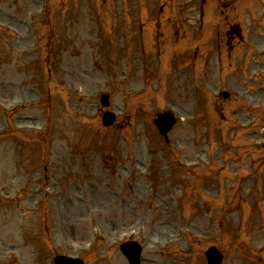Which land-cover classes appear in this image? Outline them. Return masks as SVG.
Segmentation results:
<instances>
[{
    "label": "rangeland",
    "instance_id": "obj_1",
    "mask_svg": "<svg viewBox=\"0 0 264 264\" xmlns=\"http://www.w3.org/2000/svg\"><path fill=\"white\" fill-rule=\"evenodd\" d=\"M165 110L177 118L168 141L154 124ZM21 124L38 126L39 142L12 134ZM36 163L45 205L29 210L8 189ZM8 191L0 264H52L58 253L128 264V237L144 245L142 264H206L214 244L222 264H264V0H0ZM245 209L253 225L237 235Z\"/></svg>",
    "mask_w": 264,
    "mask_h": 264
},
{
    "label": "water",
    "instance_id": "obj_2",
    "mask_svg": "<svg viewBox=\"0 0 264 264\" xmlns=\"http://www.w3.org/2000/svg\"><path fill=\"white\" fill-rule=\"evenodd\" d=\"M110 120H111V116L108 117L107 122H109ZM172 122H173L172 117L170 115H162L161 117H159L157 124L159 128H161L162 130L161 132H164L171 126ZM131 250L132 251L130 255L135 259L137 255V249L132 248ZM206 254H207L208 264H220L221 254L215 248L213 247L210 248L208 252H206ZM55 263L57 264H76L72 260H69L66 258H58Z\"/></svg>",
    "mask_w": 264,
    "mask_h": 264
}]
</instances>
